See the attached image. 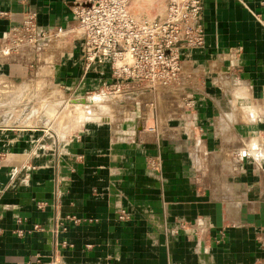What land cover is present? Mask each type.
I'll list each match as a JSON object with an SVG mask.
<instances>
[{"label": "crops", "instance_id": "0c3cea01", "mask_svg": "<svg viewBox=\"0 0 264 264\" xmlns=\"http://www.w3.org/2000/svg\"><path fill=\"white\" fill-rule=\"evenodd\" d=\"M73 7L0 0V41L30 12L71 27ZM202 17L180 84L137 86L123 116L59 136L0 120V264H264V0H203ZM63 41L49 80L110 83L108 62L84 70L77 34ZM32 62L0 58V85Z\"/></svg>", "mask_w": 264, "mask_h": 264}, {"label": "built area", "instance_id": "2783aa9c", "mask_svg": "<svg viewBox=\"0 0 264 264\" xmlns=\"http://www.w3.org/2000/svg\"><path fill=\"white\" fill-rule=\"evenodd\" d=\"M73 12L71 27H40L36 14L28 13L2 37L0 58L33 56L50 64L49 57L64 48L66 36L77 34L85 71L109 63L111 81L101 90L114 97L130 95L137 86L177 87L182 50L204 44L203 0H74Z\"/></svg>", "mask_w": 264, "mask_h": 264}, {"label": "rangeland", "instance_id": "374dc122", "mask_svg": "<svg viewBox=\"0 0 264 264\" xmlns=\"http://www.w3.org/2000/svg\"><path fill=\"white\" fill-rule=\"evenodd\" d=\"M45 67L43 62L35 61L30 65L31 73L26 79L15 80L12 87L0 85V120L6 119L8 122L14 121L25 126L37 125L59 136L71 127L78 128L87 120L123 116L125 106H128L125 103L133 101L131 95L121 94L113 97L101 89L72 95L46 77L49 69ZM79 98L85 100V105L73 106L72 100ZM88 103L91 106H88ZM123 104L124 107L121 106ZM88 112L92 113V116L86 117Z\"/></svg>", "mask_w": 264, "mask_h": 264}, {"label": "bare ground", "instance_id": "6f19581e", "mask_svg": "<svg viewBox=\"0 0 264 264\" xmlns=\"http://www.w3.org/2000/svg\"><path fill=\"white\" fill-rule=\"evenodd\" d=\"M35 89V88H34ZM26 90V89H25ZM37 90V89H36ZM45 90H46V88H45ZM24 93V92H23ZM89 98H91V97H89ZM88 98V99H89ZM72 102H74V104L72 103V105L73 106H84L85 104L83 103V102H85V100L84 99H82V98H79V99H73L72 100ZM75 102H77V103H75ZM88 106H91L89 103H88ZM95 106V105H94ZM103 108V107H102ZM86 117H90V116H92V113H89L88 112V114H86L85 115ZM82 120V119H81ZM75 121V120H74ZM80 122V121H79ZM74 123H76V122H74ZM82 123V122H81ZM76 125V124H75ZM80 125V124H79ZM71 126V125H70ZM77 127V126H76Z\"/></svg>", "mask_w": 264, "mask_h": 264}]
</instances>
